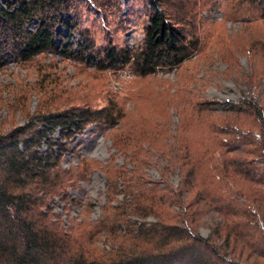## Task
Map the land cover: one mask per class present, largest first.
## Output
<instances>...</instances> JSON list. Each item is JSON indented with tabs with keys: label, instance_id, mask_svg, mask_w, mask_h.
I'll list each match as a JSON object with an SVG mask.
<instances>
[{
	"label": "rangeland",
	"instance_id": "obj_1",
	"mask_svg": "<svg viewBox=\"0 0 264 264\" xmlns=\"http://www.w3.org/2000/svg\"><path fill=\"white\" fill-rule=\"evenodd\" d=\"M75 1L77 27L67 37L65 29H55L59 52L45 51L28 61L9 53L0 67V133L23 125L36 113L72 107H113L120 113L113 125L90 124L70 140L60 167L66 171L72 167L70 174L78 173V179L70 181L65 199L49 203L61 227L89 231L106 215L113 218L112 207L132 190L146 189L145 194L151 191L163 198L175 191L186 197L188 190L187 201L197 192L219 194L222 199L227 192L238 204L245 203L248 211L257 209L264 201V187L229 170L225 175L220 145L230 138L225 132L232 127L258 132L251 116L225 113L222 103L261 91L248 83L251 74L264 73L261 8L250 0H169L173 15H186L183 29L190 30L189 24L195 27L199 52L178 69L139 76L130 64L100 70L96 63L109 47L131 49L143 42L151 0ZM84 43L87 47L80 48ZM53 137L58 139L59 134ZM225 157L233 159L235 154ZM192 162L195 179L188 178ZM166 201L154 205L155 214L172 223L180 207ZM137 202L150 204L145 197ZM187 212L197 213L189 219H194L198 233L203 238L215 233L213 241L218 244L237 225L236 230L252 237L254 245L259 231L263 233L260 227L255 230L253 219L244 215L226 219L204 201ZM131 219L155 222L156 217L153 213ZM92 239L85 245L97 255L110 243H131L120 237L109 241L103 231ZM228 245V256L239 264H264L263 255L253 254L233 235Z\"/></svg>",
	"mask_w": 264,
	"mask_h": 264
},
{
	"label": "trees",
	"instance_id": "obj_2",
	"mask_svg": "<svg viewBox=\"0 0 264 264\" xmlns=\"http://www.w3.org/2000/svg\"><path fill=\"white\" fill-rule=\"evenodd\" d=\"M250 2L261 8L264 18V0ZM76 10L75 0H0V67L9 53L28 61L45 51L59 52L55 29H65L67 37L78 25ZM186 19V15L179 18L171 13L169 0H151L143 42L131 49L107 48L98 58L97 68L119 69L130 64L139 76L178 69L200 48L195 27L189 24L190 30L183 29ZM32 22L34 29L30 28ZM83 47H87L85 43L80 48ZM63 48L65 52L67 47ZM249 78L250 86L261 91H251L253 97L238 102H223L222 111L251 116L258 132L236 126L227 129L225 134L230 138L221 142V165L224 174H229V170L264 187V73H253ZM119 117L113 107H72L30 115L23 125L0 133V264H239L228 256L232 235L253 254L264 256V201L248 211L245 203L238 204L235 196L227 192L225 199L219 194L210 197L206 192H197L193 200L187 201L188 190L186 197L175 191L172 198L156 196L151 191L145 194L146 189L132 190L124 195L122 203L112 207L113 218L106 215L89 231L61 227L49 203L55 198L65 199L70 181L73 177L78 179V173L70 174L72 167L68 171L60 167L63 155L70 150V140L90 124L113 125ZM55 133L59 134L58 139L53 137ZM226 154H235V158L228 159ZM192 167L188 178L195 179L193 162ZM186 184L192 185L190 181ZM141 197L150 204H139ZM167 199L168 206L177 203L180 207L172 223L155 214L158 208L154 205H162ZM203 201L226 219L239 215L248 221L253 219L255 230L260 227L263 231H259L257 243L254 245L252 237L248 239L237 231L238 225L221 244L213 241L215 233L203 238L192 224L194 219H189V215L197 213L187 212ZM153 213L155 222L131 219L132 215L144 219ZM102 231L109 241L120 237L131 243L127 247L110 243L108 250L97 255L85 244Z\"/></svg>",
	"mask_w": 264,
	"mask_h": 264
}]
</instances>
